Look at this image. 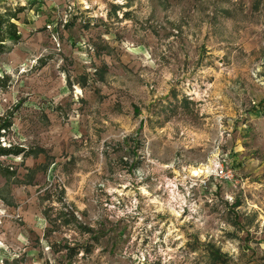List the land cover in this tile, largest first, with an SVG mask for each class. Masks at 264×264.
<instances>
[{
  "label": "rangeland",
  "instance_id": "rangeland-1",
  "mask_svg": "<svg viewBox=\"0 0 264 264\" xmlns=\"http://www.w3.org/2000/svg\"><path fill=\"white\" fill-rule=\"evenodd\" d=\"M19 8L0 264H264V0Z\"/></svg>",
  "mask_w": 264,
  "mask_h": 264
},
{
  "label": "trees",
  "instance_id": "trees-1",
  "mask_svg": "<svg viewBox=\"0 0 264 264\" xmlns=\"http://www.w3.org/2000/svg\"><path fill=\"white\" fill-rule=\"evenodd\" d=\"M24 8H19L15 10H7L5 13H0V55L6 51L7 42L12 41L18 43L21 40V33L19 31L18 25L14 20H18L19 13L23 11ZM7 79L1 80L3 87L6 86ZM13 126V116L11 114H6L0 116V158L7 156H19L21 154L25 156H31L37 154L33 148L26 150L24 147L16 146L11 144L9 146L2 145L1 137L5 136ZM0 175L5 177H12L16 175V170L11 166L4 165L0 162Z\"/></svg>",
  "mask_w": 264,
  "mask_h": 264
},
{
  "label": "built area",
  "instance_id": "built-area-1",
  "mask_svg": "<svg viewBox=\"0 0 264 264\" xmlns=\"http://www.w3.org/2000/svg\"><path fill=\"white\" fill-rule=\"evenodd\" d=\"M219 170V174H220V176L222 177V176H224V177H227V178H229V177H231V172H230V170H225V167H224V165H222L221 166V168L220 169H218Z\"/></svg>",
  "mask_w": 264,
  "mask_h": 264
},
{
  "label": "bare ground",
  "instance_id": "bare-ground-1",
  "mask_svg": "<svg viewBox=\"0 0 264 264\" xmlns=\"http://www.w3.org/2000/svg\"><path fill=\"white\" fill-rule=\"evenodd\" d=\"M200 172V170H195L194 174H198ZM203 173V172H202Z\"/></svg>",
  "mask_w": 264,
  "mask_h": 264
}]
</instances>
